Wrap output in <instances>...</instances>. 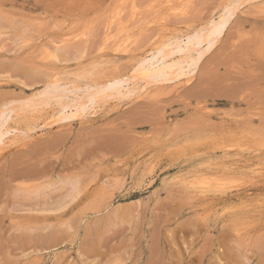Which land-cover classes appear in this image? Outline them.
Segmentation results:
<instances>
[{
    "label": "rangeland",
    "instance_id": "rangeland-1",
    "mask_svg": "<svg viewBox=\"0 0 264 264\" xmlns=\"http://www.w3.org/2000/svg\"><path fill=\"white\" fill-rule=\"evenodd\" d=\"M1 121L0 264H264V0H0Z\"/></svg>",
    "mask_w": 264,
    "mask_h": 264
},
{
    "label": "bare ground",
    "instance_id": "bare-ground-1",
    "mask_svg": "<svg viewBox=\"0 0 264 264\" xmlns=\"http://www.w3.org/2000/svg\"><path fill=\"white\" fill-rule=\"evenodd\" d=\"M238 1V0H237ZM245 2H247V1H245ZM245 2H243V3H245ZM239 5V4H238ZM242 5V4H241ZM235 10L237 9V8H235V7H233ZM230 10H233L232 8L231 9H229L227 12H229V13H226V16H225V19L223 20V22H222V24L220 25H212V27L208 30V28H207V32L206 33H201L202 31H200L199 32V34L198 35H194V36H192V37H190V38H188L187 39V41L184 43V45L181 47V48H179L178 50H177V52H183L184 50H186V51H189L187 54V56H186V58L185 57H183L184 59V62H187L188 60H193V64H192V67L194 66V64L196 63V60L199 58V56H200V52H198V55H196L197 56V58H195L194 56H193V54L191 53L192 51H194L196 48H195V46H199L200 44H202L203 42H205V43H210L209 44V46H211L212 44H214L213 42H214V40L215 39H213V37H211V36H208V33H215V37H216V39H218V37L217 36H219L220 35V32H222L223 31V29H224V27H225V25H226V23L228 22V20H229V18H230V16L231 15H233L232 14V12L230 11ZM235 11H233V13H234ZM228 14V15H227ZM219 30V31H216V30ZM63 39V38H62ZM204 44V43H203ZM195 48V49H194ZM53 50V49H52ZM169 51V50H168ZM171 51V50H170ZM170 51H169V53H170ZM176 51V50H175ZM196 51H197V49H196ZM195 51V52H196ZM202 51V50H201ZM162 51H158V52H155L157 55H160V53H161ZM174 52V51H173ZM163 53H166V54H164L162 57H165V56H167L168 54V52L166 51H163L162 52V54ZM202 53V52H201ZM55 54V53H54ZM155 54V55H156ZM186 54V53H185ZM153 55V54H152ZM151 55V56H152ZM169 56V55H168ZM167 56V57H168ZM170 56H172V55H170ZM155 57V56H154ZM162 57H160V58H162ZM150 58V57H149ZM152 58V57H151ZM150 58V59H151ZM166 58V57H165ZM178 58V57H177ZM147 59V58H146ZM163 59V58H162ZM162 59L160 60V61H162ZM176 59V58H175ZM48 60V59H47ZM144 60V59H143ZM164 60V59H163ZM183 60L181 61V63H179V62H177V61H175L174 59H173V61H175V62H173V61H169V62H172V63H165L164 61H162V62H160L159 64H154L153 62H151V63H147L146 61H141V63H140V67L142 66V65H150L151 66V69H154V68H156V70H157V72H159V73H163V74H165V73H167V74H172V73H174L176 70H177V68H178V66L179 65H183ZM146 62V63H145ZM191 64V63H190ZM260 65V64H259ZM191 66H189V68H190ZM142 68V67H141ZM187 70V69H186ZM261 70V69H260ZM138 71L139 70H137V74H138ZM150 71V70H149ZM144 72V71H143ZM151 72V71H150ZM144 74V73H143ZM152 75V74H151ZM137 77V79L139 78L140 80H142L143 79V77H142V75H136ZM167 76V75H166ZM172 76V75H171ZM162 77V76H161ZM165 77V76H164ZM138 79V80H139ZM165 79V78H164ZM144 80V83H145V81L146 82H148L149 80H145V79H143ZM154 80V79H153ZM166 80V79H165ZM127 81V80H126ZM124 83H125V81H123ZM121 83V82H120ZM113 84V83H112ZM121 85V84H120ZM125 85V84H124ZM114 86V85H113ZM111 87L110 86V84L108 85V86H106L107 88L106 89H104L103 91H100V89L99 90H97V91H95V92H93V93H87V94H89V96H88V98H90V97H92V94H94L95 93V95H96V98L99 100V101H101V99H105V98H108V97H112V96H115L116 97V95H120L122 92L118 89V87L116 86H114V87ZM113 88V89H112ZM134 91H135V89H133ZM100 91V92H99ZM130 91V90H129ZM128 91V92H129ZM125 92V91H124ZM124 92H123V94H124ZM86 94V93H85ZM85 94H83V95H85ZM125 94L127 95V94H129V93H126L125 92ZM125 94H124V96H125ZM131 94H132V92H131ZM44 95V94H43ZM94 95V96H95ZM130 96V95H129ZM129 96H127V97H129ZM81 97H82V95H81ZM114 97V98H115ZM118 97V96H117ZM116 97V98H117ZM126 97V96H125ZM113 98V97H112ZM49 99H50V97L49 96H47L46 95V97L44 98H42L41 97V100L39 99L37 102H40L39 103V105L40 104H42V106L45 104H48L49 103ZM81 99V98H80ZM88 100V99H87ZM113 100V99H112ZM35 101V100H34ZM34 101H32L31 103H32V106H36V102H35V104L33 103ZM68 101V100H67ZM105 101H107V100H105ZM27 102H29V101H27ZM93 102H96V101H93ZM69 103V102H68ZM68 103H63V104H60V108L58 109L59 110V117H58V120H60L61 118H68L69 116H74L75 114H70L71 113V111H72V108H74V109H76L75 111V113L77 114L78 112H83L84 110H85V108H86V106H87V104H88V102H83V103H79V104H77L78 102H75L74 104H73V106H72V108L70 109L68 106ZM29 105H30V103H28ZM105 104V103H104ZM37 105H38V103H37ZM103 105V104H102ZM27 106V105H26ZM95 108V107H94ZM97 108V107H96ZM101 108V107H100ZM115 109V108H114ZM78 111V112H77ZM94 111V110H93ZM70 112V113H69ZM25 113V112H24ZM53 117V116H52ZM4 121L2 122H0V130L1 129H3V126H5L4 125ZM46 123V122H45ZM52 124V123H51ZM11 125V124H10ZM5 128V127H4ZM14 130V129H13ZM2 131V130H1ZM10 131L8 130V127H7V130L6 131H3V134L5 135V134H8ZM1 136V135H0ZM0 141H1V137H0ZM262 170V169H261ZM27 171V170H26ZM30 171V170H29ZM36 171V170H35ZM34 171V173H36ZM39 171V170H38ZM16 174H18V173H16ZM24 174V173H23ZM26 174H28V173H26ZM33 174V173H32ZM40 174V173H39ZM31 177V176H30ZM200 177V176H199ZM19 178V177H18ZM22 178H23V176H22ZM26 179H27V177H26ZM202 179V178H201ZM224 180V179H223ZM196 181V180H195ZM198 181V180H197ZM199 182V181H198ZM205 183V182H204ZM198 184V183H197ZM203 185H205V184H203ZM197 186V185H196ZM200 187V186H199ZM210 187V186H209ZM207 188V187H206ZM211 188V187H210ZM201 189H203V187L201 188ZM217 191V190H216ZM34 192V191H33ZM202 192V191H201ZM40 200H42V199H40ZM46 200V199H45ZM37 202V201H36ZM41 202V201H40ZM39 235V234H38ZM37 235V236H38ZM33 236H34V234H33ZM38 238V237H37ZM34 240V239H33ZM38 240V239H37ZM47 240V239H46ZM27 241V240H26ZM36 241V240H35ZM30 242V241H29Z\"/></svg>",
    "mask_w": 264,
    "mask_h": 264
}]
</instances>
